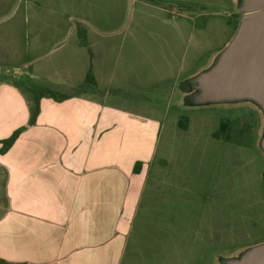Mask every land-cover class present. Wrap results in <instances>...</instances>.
I'll use <instances>...</instances> for the list:
<instances>
[{"label":"rangeland","instance_id":"obj_1","mask_svg":"<svg viewBox=\"0 0 264 264\" xmlns=\"http://www.w3.org/2000/svg\"><path fill=\"white\" fill-rule=\"evenodd\" d=\"M143 1L169 13L163 22L144 16L128 37L133 28V24L128 27L132 8L140 0H97L96 13L103 14L108 4L113 24L121 25V33L107 38L92 35L90 39L78 34L83 49L75 54L82 79L88 73L96 81L92 99L88 94L84 98L100 111L129 109L141 103L161 109L164 115L162 139L150 172L161 169L174 175L170 188H179L177 202H164L160 207L165 213L170 207L177 209L178 221L132 224L119 264L242 261L264 245V110L251 98L204 100L195 85L217 67L210 65L232 29L242 22L235 10L243 0H190L187 25L180 35L175 30L177 15L182 13L177 0ZM60 8L61 0H0V83L24 93L30 104L28 125L38 113L42 94L60 98L67 92L51 83L60 82L58 71L64 65L71 69L74 51L69 47L21 68L46 53L57 35L47 25ZM143 10L153 12L148 7ZM71 23L76 25L75 20ZM63 35L66 39L70 33ZM135 37L138 42L133 41ZM89 76L79 88L86 93L92 91ZM20 131L0 140V155ZM164 140L167 146H163ZM5 175L0 166V188H4Z\"/></svg>","mask_w":264,"mask_h":264},{"label":"crops","instance_id":"obj_2","mask_svg":"<svg viewBox=\"0 0 264 264\" xmlns=\"http://www.w3.org/2000/svg\"><path fill=\"white\" fill-rule=\"evenodd\" d=\"M141 1L132 8L128 27L133 24V28L128 37L144 16L162 20L169 13L160 5ZM177 1L182 13L177 15L175 30L180 35L191 5L190 0ZM147 7L153 12L146 14L143 8ZM108 8L105 4L103 14H98L97 0H61L60 11L51 15L47 26L57 35L42 57L21 68L64 53L66 47L74 51V57L71 69L64 65L58 71L60 82L51 83L67 92L60 98L42 94L32 124L28 125L30 104L24 93L0 83V140L21 129L0 155L6 173L4 188H0L2 264H119L132 224L157 225L161 219L177 224V209L170 207L165 213L160 207L164 202H177L179 188H170L174 175L161 169L150 172L162 139L161 109L139 103L129 109L100 111L84 98L85 94L91 99L94 96V76H89L91 93L79 89L88 73L82 79V71L76 68L75 54L83 49L78 34L90 39L92 35L107 38L121 33V25L113 24ZM236 29L211 67L225 54ZM66 32L70 36L64 39ZM136 81L139 85L140 79ZM136 234L140 241L139 227Z\"/></svg>","mask_w":264,"mask_h":264},{"label":"water","instance_id":"obj_3","mask_svg":"<svg viewBox=\"0 0 264 264\" xmlns=\"http://www.w3.org/2000/svg\"><path fill=\"white\" fill-rule=\"evenodd\" d=\"M235 12L242 15V22L225 54L195 86L204 100L251 98L264 110V0H243ZM226 264H264V245L242 261Z\"/></svg>","mask_w":264,"mask_h":264},{"label":"trees","instance_id":"obj_4","mask_svg":"<svg viewBox=\"0 0 264 264\" xmlns=\"http://www.w3.org/2000/svg\"><path fill=\"white\" fill-rule=\"evenodd\" d=\"M88 76H89V75L86 76V81H87V77H88ZM90 82H91V78H90ZM10 141H12V139H10ZM10 141H8L7 144H9ZM0 264H2V262H0Z\"/></svg>","mask_w":264,"mask_h":264}]
</instances>
